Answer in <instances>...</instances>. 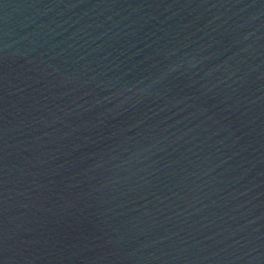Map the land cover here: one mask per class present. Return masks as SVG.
<instances>
[{
    "label": "water",
    "instance_id": "water-1",
    "mask_svg": "<svg viewBox=\"0 0 264 264\" xmlns=\"http://www.w3.org/2000/svg\"><path fill=\"white\" fill-rule=\"evenodd\" d=\"M0 264H264V0H0Z\"/></svg>",
    "mask_w": 264,
    "mask_h": 264
}]
</instances>
